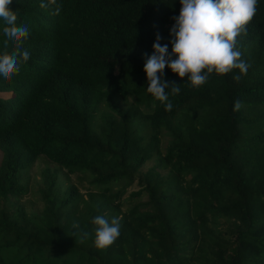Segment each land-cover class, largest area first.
Here are the masks:
<instances>
[{
    "label": "trees",
    "instance_id": "trees-1",
    "mask_svg": "<svg viewBox=\"0 0 264 264\" xmlns=\"http://www.w3.org/2000/svg\"><path fill=\"white\" fill-rule=\"evenodd\" d=\"M42 2L10 5L30 59L0 76V264H264V0L238 38L247 74L195 88L166 67L181 86L167 90L171 111L144 66L157 33L171 54L180 0H58V15ZM3 27L0 55L16 50ZM39 159L31 209L22 198ZM98 215L120 221L105 249Z\"/></svg>",
    "mask_w": 264,
    "mask_h": 264
},
{
    "label": "clouds",
    "instance_id": "clouds-1",
    "mask_svg": "<svg viewBox=\"0 0 264 264\" xmlns=\"http://www.w3.org/2000/svg\"><path fill=\"white\" fill-rule=\"evenodd\" d=\"M13 0H0V19L5 23L3 43L15 42L16 50L11 54L0 55V76L10 79L20 71L21 64L30 59L28 51H21L22 43L30 37L26 25H17L18 15L11 10ZM181 10L171 28L172 52L169 54L167 44H161L162 37L156 35L153 45L154 54L146 59L144 71L148 79L147 91L152 96L166 104V111H171L173 105L168 102L169 94L178 95L181 86L165 80V68H170L181 79L188 77V82L200 88L205 85L215 73L227 75L234 69L241 74H247L251 67L244 61L238 48V38L247 35V26L254 20L258 11L259 0H180ZM54 6L58 15L63 5L58 0H50L49 4L41 3V8ZM240 76L233 77L239 81ZM242 107L241 101L234 103V111ZM92 223L95 227V246L105 249L114 244L120 236L119 218L109 220L103 215L96 216ZM74 229L79 228L73 223ZM85 237L88 233L84 234Z\"/></svg>",
    "mask_w": 264,
    "mask_h": 264
},
{
    "label": "rangeland",
    "instance_id": "rangeland-1",
    "mask_svg": "<svg viewBox=\"0 0 264 264\" xmlns=\"http://www.w3.org/2000/svg\"><path fill=\"white\" fill-rule=\"evenodd\" d=\"M1 157V153H0ZM153 165V161H147L144 166L142 167V170L145 171L147 168L151 167ZM45 166V161L43 159H39L35 162V164L31 167V169L28 171V185H29V192L23 196L22 200L26 203L28 208L31 209H38L41 207V203L37 199L36 189L38 186V183L40 182V170ZM72 174L70 176L69 181L75 183L81 192H84L85 187L87 186L86 180L82 177L81 174ZM137 188L136 183L128 187V190H134ZM128 191V192H129Z\"/></svg>",
    "mask_w": 264,
    "mask_h": 264
},
{
    "label": "crops",
    "instance_id": "crops-1",
    "mask_svg": "<svg viewBox=\"0 0 264 264\" xmlns=\"http://www.w3.org/2000/svg\"><path fill=\"white\" fill-rule=\"evenodd\" d=\"M7 93H1L0 95L5 96Z\"/></svg>",
    "mask_w": 264,
    "mask_h": 264
}]
</instances>
